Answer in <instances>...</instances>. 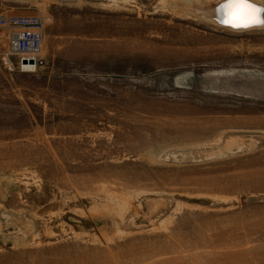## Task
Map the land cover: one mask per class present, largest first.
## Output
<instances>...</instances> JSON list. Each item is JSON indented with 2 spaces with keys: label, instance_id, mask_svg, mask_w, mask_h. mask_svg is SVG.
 <instances>
[{
  "label": "rangeland",
  "instance_id": "1",
  "mask_svg": "<svg viewBox=\"0 0 264 264\" xmlns=\"http://www.w3.org/2000/svg\"><path fill=\"white\" fill-rule=\"evenodd\" d=\"M217 2L0 0L48 16L0 60V264H264V25Z\"/></svg>",
  "mask_w": 264,
  "mask_h": 264
},
{
  "label": "built area",
  "instance_id": "2",
  "mask_svg": "<svg viewBox=\"0 0 264 264\" xmlns=\"http://www.w3.org/2000/svg\"><path fill=\"white\" fill-rule=\"evenodd\" d=\"M48 16L42 13L9 12L0 15L7 46L0 53L2 65L11 73H35L47 63L45 54Z\"/></svg>",
  "mask_w": 264,
  "mask_h": 264
},
{
  "label": "snow or ice",
  "instance_id": "3",
  "mask_svg": "<svg viewBox=\"0 0 264 264\" xmlns=\"http://www.w3.org/2000/svg\"><path fill=\"white\" fill-rule=\"evenodd\" d=\"M218 11L223 16L221 23L232 27L264 25V7H258L253 0H222Z\"/></svg>",
  "mask_w": 264,
  "mask_h": 264
},
{
  "label": "bare ground",
  "instance_id": "4",
  "mask_svg": "<svg viewBox=\"0 0 264 264\" xmlns=\"http://www.w3.org/2000/svg\"><path fill=\"white\" fill-rule=\"evenodd\" d=\"M221 2H222V0H218V2L216 4H214V6H216V5L217 6L212 9V15L214 16V19L216 20V22H219V19L223 18V16L221 15V13L218 11L219 5H220ZM253 2L255 3L256 6L262 7V4L263 3H260L257 0H253ZM224 26H226V25H224ZM259 26H262V25L257 24V25H253V26H249V27H243L241 29H249V28H254V27H259ZM226 27L233 29V27H231V26H226ZM238 29H240V28H238ZM231 141L232 140H228V142H231Z\"/></svg>",
  "mask_w": 264,
  "mask_h": 264
},
{
  "label": "water",
  "instance_id": "5",
  "mask_svg": "<svg viewBox=\"0 0 264 264\" xmlns=\"http://www.w3.org/2000/svg\"><path fill=\"white\" fill-rule=\"evenodd\" d=\"M222 19H223V18L219 19V22H220V24H222V25L224 26V25H226V24L221 23V20H222ZM226 26H230V25H226ZM231 27H232V26H231ZM233 28L238 29L237 27H233ZM239 28H243V27H239Z\"/></svg>",
  "mask_w": 264,
  "mask_h": 264
}]
</instances>
